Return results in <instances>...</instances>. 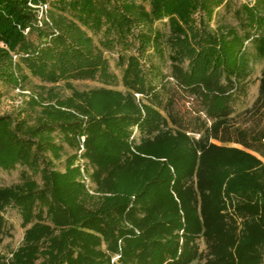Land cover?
I'll return each instance as SVG.
<instances>
[{"label":"trees","instance_id":"16d2710c","mask_svg":"<svg viewBox=\"0 0 264 264\" xmlns=\"http://www.w3.org/2000/svg\"><path fill=\"white\" fill-rule=\"evenodd\" d=\"M246 1L212 30L224 0H0V99L71 91L0 115V170H20L0 244L8 211L24 229L0 264H264V67L244 106L264 0Z\"/></svg>","mask_w":264,"mask_h":264},{"label":"rangeland","instance_id":"374dc122","mask_svg":"<svg viewBox=\"0 0 264 264\" xmlns=\"http://www.w3.org/2000/svg\"><path fill=\"white\" fill-rule=\"evenodd\" d=\"M245 3H247L246 0H224V4L216 10L213 18L210 20L209 28L216 30L223 27H236L237 23L234 17V11ZM110 62L112 64V60H110ZM263 67L264 60L253 63V71L248 86V95L244 104L245 107L250 106L257 96L259 84L258 79ZM99 86L98 83L91 81L72 82V87L80 92L97 88ZM52 88L54 89V92L60 93L62 97H68L71 94V91L63 84L51 86L42 84L37 79H32L27 90L23 92L19 90L5 92V95L0 99V115L18 113L25 106V102H27L32 96L38 98V94H42L43 97H46ZM58 169H63V161L58 164ZM19 173V169L13 172H4L0 170V186H9L17 183ZM5 217L13 226L12 237L4 238L0 244V255L9 256L13 250L21 245L24 229L20 225L21 220L19 216L14 211H8L5 214Z\"/></svg>","mask_w":264,"mask_h":264}]
</instances>
